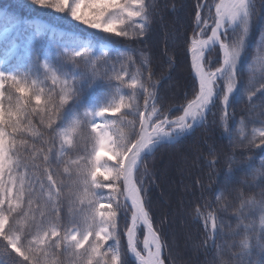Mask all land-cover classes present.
<instances>
[{
    "label": "snow or ice",
    "instance_id": "6c2138e0",
    "mask_svg": "<svg viewBox=\"0 0 264 264\" xmlns=\"http://www.w3.org/2000/svg\"><path fill=\"white\" fill-rule=\"evenodd\" d=\"M22 7L139 42L147 38L151 23L176 10L178 0H27ZM262 11L264 0H259V7L256 0L214 4L196 0L187 50L195 73L193 94L186 103L176 105L182 115L175 119L169 114L173 103L160 99L148 66L141 64L140 70L132 72V56H118L101 74L98 59L86 47L61 50L54 55V64H49L47 55L38 53L29 41L16 64L40 61L44 55L43 81L19 68L6 70V61L0 60V245L13 264H125L126 257L133 264H180L164 239L163 221L161 229L153 225L144 198L147 188L138 177L142 169L147 174L148 157L164 146L159 143L161 137L196 133L209 126L223 129L221 135L229 137L232 152L221 153L205 140L208 155L216 158L208 163L209 184L198 181L200 188L214 192L222 186L235 191L240 171L256 177L252 184L240 181L241 187L259 192L255 198L237 192V228L226 245L229 259L222 258L224 249L218 244L224 234L223 221L207 200L197 211L205 230L197 247L205 252L214 249L221 257L219 264H264V120L259 130L243 139L235 138L230 128L233 109L240 102L233 94L241 83L249 105L264 92V81L249 87L241 72ZM47 30L37 25L35 36ZM260 37L264 52V28ZM214 51L215 63L210 58ZM56 60L60 63L55 64ZM98 82L114 86L118 93L127 89L128 95H120L95 113L86 110L69 126L59 127L65 109L83 95L82 85ZM247 110L250 113L251 107ZM237 150L247 155L238 159ZM221 155L225 168L219 167ZM217 176L221 185L214 184Z\"/></svg>",
    "mask_w": 264,
    "mask_h": 264
},
{
    "label": "trees",
    "instance_id": "16d2710c",
    "mask_svg": "<svg viewBox=\"0 0 264 264\" xmlns=\"http://www.w3.org/2000/svg\"><path fill=\"white\" fill-rule=\"evenodd\" d=\"M6 2L8 4L27 3V0ZM146 2H153V0H146ZM201 2L203 3L205 0H201ZM210 2L213 1L210 0ZM195 4L196 0H183L182 3L178 0L176 10L166 12L163 19L157 18L155 22L151 23L147 38L139 42L116 37L114 33L103 31L98 33L99 36H95L91 33V29H87L84 25V30L73 29L71 31L54 26L53 28L66 34L63 38L35 36L31 21L38 20L37 17L23 16L10 11L9 5H2L0 6V46L2 47L0 55H4L6 66H8L6 70L12 71L19 68L21 73H29L31 78L41 81L45 76L41 67L44 55H47L49 64H54L53 57L61 50H76L86 47L89 50V55L98 59L101 74L105 71L106 66L110 69L111 65L116 63L118 56L122 55L124 58L132 56L135 60L132 72L140 70L141 64L148 66L154 74L153 83L158 85L160 99L173 103L169 114L175 119L178 115H182L176 105L186 103L193 94L195 78L191 68V54L187 50L190 48L193 34ZM256 4L259 7V0H256ZM11 13L19 16L21 21L14 19ZM204 14H207V10ZM129 27L130 25H125V28ZM262 28H264V11L261 12L254 24L247 54L241 66L245 81H250L249 87L258 86L264 81V58H262L264 52L260 51ZM130 35H134L131 29ZM29 41L32 42V48L37 43V52L44 55L40 61H25L17 65V60L23 55ZM13 46H16L14 52L12 51ZM105 53L108 54L107 57L104 56ZM216 56L217 53L214 51L210 57L213 63L216 62ZM59 63V60L55 61V64ZM116 68L119 69V64H116ZM82 87L83 95L65 109L64 118L59 127L69 126L72 119L81 116L86 110L95 113L118 101L120 95H128L127 89L118 93L114 86L109 87L99 82L92 86L85 83ZM196 87L198 88V82ZM243 88L244 84L241 83L233 94L237 102H240L233 109L235 119L230 124L232 134L238 139L249 137L254 129L259 130L261 121L264 120V92L258 93L249 105L246 95L242 96ZM140 104L143 105L142 100H140ZM248 107H251L250 113L247 110ZM222 131L221 128L209 126L207 129L198 130L178 145L161 147L145 161L147 174H144L142 169L138 177L144 181V186L147 188L144 198L150 216L153 218V225L155 228L161 229V221H163L161 230L164 233V239L172 246V254L178 257L180 264H219L221 257H218L214 249L209 248L205 252L204 248L197 247L205 235L203 220L197 219V211L201 210V205L205 200L212 203L219 219L223 221L224 234L218 238V244L224 249L222 258L227 260L229 252L226 245L231 242L233 229L237 228V220L234 215L236 208L239 207L237 192L245 193L249 198H255L256 193L259 192L258 188L255 191H248L241 187L240 181L246 180L252 184L256 182V177L255 175L245 176L240 171L236 174L235 191L225 190L222 186L217 187L214 192L204 191L200 188L198 181L202 180L206 186L209 184L208 177L211 170L208 163L216 158L208 155V143L205 140L212 141L221 153L231 154L232 152V142L227 135H221ZM236 155L238 159H243L247 154L242 155L237 150ZM255 162L259 167V157ZM219 167L225 168L223 155L220 157ZM214 184L221 185V178L215 177ZM223 208H227V211H223ZM203 211L206 212L207 209H203ZM67 222L68 217L65 214V223L67 224ZM258 223L259 218H257ZM139 238L141 241L143 240L142 233L139 234ZM123 243H127L126 237ZM164 253L165 256L168 255L167 249ZM0 264H13L2 245H0ZM125 264H133L132 259L126 257Z\"/></svg>",
    "mask_w": 264,
    "mask_h": 264
},
{
    "label": "rangeland",
    "instance_id": "374dc122",
    "mask_svg": "<svg viewBox=\"0 0 264 264\" xmlns=\"http://www.w3.org/2000/svg\"><path fill=\"white\" fill-rule=\"evenodd\" d=\"M6 1H9V0H0V6L9 5L10 11L20 13L23 16H30L31 15L32 17H37L38 20L31 21V27L33 28V30L35 31V27L37 25L45 26L48 29L47 31H44L40 36H43V37L44 36H50V37L57 36L59 38H63V36H66V34L64 32H60L56 28H53L54 26L62 27V29H66V30H70V31L73 29H78V30H84L85 29V27L83 25L71 24V23L67 22V20H57L56 15L54 13H51V12L30 11L28 8L22 7V5L26 4V3L19 2V3H15V4H8V2H6ZM212 1H213L212 2L213 4L219 2V0H212ZM212 11L214 13V11H215L214 7H213ZM100 32H101V30L91 29V33L95 36H99L98 33H100ZM37 47H38V44L36 43V45L34 46L33 49H36V51H37L38 50ZM0 51H2L1 46H0ZM106 51H109V49H106ZM0 60H5L4 55H0ZM182 135L173 134L172 136H169L166 138L172 142H175ZM257 218H259V217H257ZM139 234L140 233H138V236H139Z\"/></svg>",
    "mask_w": 264,
    "mask_h": 264
},
{
    "label": "water",
    "instance_id": "95a60500",
    "mask_svg": "<svg viewBox=\"0 0 264 264\" xmlns=\"http://www.w3.org/2000/svg\"><path fill=\"white\" fill-rule=\"evenodd\" d=\"M194 77H195V73H194ZM193 134H194L193 132L185 133V134H183L179 139H177L175 142H172V141H170V140H163V141H159V143H160L161 145H164V146H167V145H177V144L183 142L185 139L191 137ZM170 143H172V144H170ZM164 146H162V147H164ZM159 148H161V147H159ZM159 148H158V149H159ZM158 149H157V150H158ZM157 150H156V151H157ZM156 151H155L152 155H154V154L156 153ZM152 155H150V156H152ZM150 156H149V157H150ZM163 255H165V254L163 253Z\"/></svg>",
    "mask_w": 264,
    "mask_h": 264
},
{
    "label": "bare ground",
    "instance_id": "6f19581e",
    "mask_svg": "<svg viewBox=\"0 0 264 264\" xmlns=\"http://www.w3.org/2000/svg\"><path fill=\"white\" fill-rule=\"evenodd\" d=\"M184 134H185V133H184ZM161 140H168V139H167L166 137H161V138H160V141H161Z\"/></svg>",
    "mask_w": 264,
    "mask_h": 264
}]
</instances>
